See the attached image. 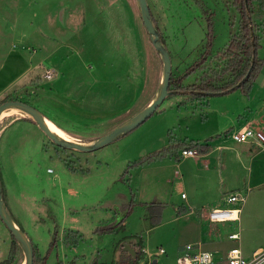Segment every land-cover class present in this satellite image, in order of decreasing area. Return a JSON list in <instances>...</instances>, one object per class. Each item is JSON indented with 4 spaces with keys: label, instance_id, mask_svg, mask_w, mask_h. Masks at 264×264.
Segmentation results:
<instances>
[{
    "label": "rangeland",
    "instance_id": "rangeland-1",
    "mask_svg": "<svg viewBox=\"0 0 264 264\" xmlns=\"http://www.w3.org/2000/svg\"><path fill=\"white\" fill-rule=\"evenodd\" d=\"M146 1L171 73L188 75L183 87L197 83L201 72L194 67L238 30L234 0ZM253 9L257 58L264 60V10L258 3ZM55 47L54 58L29 71ZM158 57L135 0H0V103L29 95L31 106L59 122L71 140L91 143L143 109L158 91ZM48 67L55 70L51 80L44 77ZM244 125L264 134V62L248 93L240 87L203 97L176 91L133 130L87 152L54 144L29 116L6 109L0 114L2 199L43 264H121L138 240L145 263L176 264L185 244L204 236L202 248L238 246L247 256L264 247V147L231 138ZM207 139L204 157L178 152V160L138 164L170 144ZM235 191L245 196L239 220L210 225L207 211ZM154 204L161 207L155 225ZM237 230L239 239L227 238ZM11 244L0 219V262ZM12 264H24L18 244Z\"/></svg>",
    "mask_w": 264,
    "mask_h": 264
},
{
    "label": "trees",
    "instance_id": "trees-1",
    "mask_svg": "<svg viewBox=\"0 0 264 264\" xmlns=\"http://www.w3.org/2000/svg\"><path fill=\"white\" fill-rule=\"evenodd\" d=\"M234 3L239 14L238 30L231 35L225 48L212 55L209 61H206L205 58L200 61V64H197L194 67L201 72L197 83L183 87L180 85V81L183 77L188 75L185 73L183 76L179 75L178 77H175L173 76V73H171L168 90L186 91L200 97L213 93H227L238 87L242 88V90L246 93L249 92L252 81L258 74L262 63L264 62V60L257 58V49L260 46V36L258 34L260 25L255 23L253 20V14L255 12L253 5L254 3H258L260 8L264 10V0H234ZM238 83L239 85H237ZM27 96L25 97L26 99L21 102L31 105L30 102H28L29 99H27ZM8 100L17 99L6 97L1 101V103ZM209 140L210 139H207V141L202 143L192 140L188 143L170 144L163 147L161 150L148 155L141 161H138V164H144L151 158H160L162 156H171L178 160V152H180L183 148H194L200 154L206 153L209 150ZM150 208H152L150 209V213L152 214L151 223L155 225L160 222L161 207L159 204H154ZM185 211L186 208L183 207L178 212L181 213ZM118 223L117 225L122 224V218L118 221ZM11 237L12 244L9 254L3 261L0 262V264L13 263L17 249V242L12 235ZM33 249V264H43L44 257L38 255L34 246ZM125 251L127 255L121 264H138L140 261H143L142 259L145 252L143 250L141 240H138L136 247H129V250L125 249Z\"/></svg>",
    "mask_w": 264,
    "mask_h": 264
},
{
    "label": "water",
    "instance_id": "water-1",
    "mask_svg": "<svg viewBox=\"0 0 264 264\" xmlns=\"http://www.w3.org/2000/svg\"><path fill=\"white\" fill-rule=\"evenodd\" d=\"M141 21L143 26L149 36L151 44L154 50L159 55L162 62V71L159 82V87L154 98L140 111H138L135 115H133L130 119L125 121L124 123L118 125L108 133L102 135L101 137L95 139L91 143H83L76 140L67 139L59 136L54 133L47 125L45 117L42 113L34 108L33 106L23 103L18 100H8L0 103V114L10 108L17 109L18 111L29 116L38 127L51 139V141L62 147L77 151H92L97 149L118 137L130 132L135 127H137L140 123H142L161 103V101L171 93L176 92V90H168L169 79L171 73V60L170 55L161 40V35L158 29L155 27L150 10L146 0H135ZM239 85V83L237 84ZM0 219L8 228L10 234L13 236L21 250L24 254V264H33L34 259V249L30 239L26 236V234L18 227L16 222L13 220L12 216L8 212L5 203L2 199V184L0 180Z\"/></svg>",
    "mask_w": 264,
    "mask_h": 264
},
{
    "label": "built area",
    "instance_id": "built-area-1",
    "mask_svg": "<svg viewBox=\"0 0 264 264\" xmlns=\"http://www.w3.org/2000/svg\"><path fill=\"white\" fill-rule=\"evenodd\" d=\"M53 70L46 69L44 77L52 78ZM236 142L258 143L264 147V134L259 130H253L249 126H243L233 130L230 134ZM182 157H195L199 153L194 148H183L180 151ZM48 172L51 170L48 169ZM184 197V194L181 195ZM245 201V196L239 191L230 192L223 197L220 204L207 211L205 217L210 225L231 223L239 220L241 205ZM229 225V224H228ZM228 239H238L239 231L227 233ZM163 249H159V254H163ZM152 258L145 263L152 264ZM176 264H264V247L255 249L250 256H245L238 246L230 247L226 250L202 248L200 242L186 243L176 257Z\"/></svg>",
    "mask_w": 264,
    "mask_h": 264
},
{
    "label": "crops",
    "instance_id": "crops-1",
    "mask_svg": "<svg viewBox=\"0 0 264 264\" xmlns=\"http://www.w3.org/2000/svg\"><path fill=\"white\" fill-rule=\"evenodd\" d=\"M68 13H70V12H68ZM154 23V22H153ZM155 25V24H154ZM155 27H156V25H155ZM157 28V27H156ZM7 29L8 28H6V31H7ZM159 31V30H158ZM59 48V47H58ZM57 47H55L54 49L53 48H51L50 50H47V51H45V55H44V57L43 58H40L39 60H38V63H36V64H34L33 66H31L30 68H29V71H32L33 72V70L36 68V66L38 67V68H41L43 65H44V61L45 60H48V59H52V58H54L55 57V55H57V52L59 51V49H58ZM158 63H159V65L161 64L160 63V60H159V57H158ZM157 65V63H154V65H151V66H149L148 67V69H155V66ZM158 66V65H157ZM53 67H55V66H53ZM53 67H51V68H46V69H51V70H53V71H55L54 70V68ZM45 69V70H46ZM44 70V71H45ZM161 71H162V68H161ZM52 78H50V80H51ZM49 80V79H48ZM54 84H55V82H53ZM52 84V83H51ZM54 84H52L53 85V89H54V91H56L57 92V90H56V88H55V85ZM152 100V99H151ZM150 100V101H151ZM149 101V102H150ZM45 115V116H44ZM43 116L45 117V119H48V120H50V121H52L53 123H54V125L56 126V127H59L60 129H62V126H61V124L59 123V122H57L56 120H54V119H52L50 116H48L47 114H43ZM244 126H246V125H244ZM241 127H243V126H239L238 128H236V129H234V130H237V129H239V128H241ZM63 130V129H62ZM253 144V143H252ZM257 145H259L258 143H256ZM207 153L208 152H206V153H199L198 155H200L201 157H204V156H206L207 155ZM191 207L192 206H187V208L188 209H191ZM240 214V213H239ZM199 215H200V217H202V213H199ZM16 224L18 225V227L22 230V228H21V226H20V224H18L17 222H16ZM221 225H225V226H230V225H228L227 223L226 224H221ZM231 232V231H230ZM201 233H203L204 234V232H201ZM202 234V235H203ZM200 235V234H199ZM202 235H200L201 237H203ZM204 239H203V241L202 240H200L199 242H201L200 243V245H203V243H205V238H206V236H204L203 237ZM239 239V238H238ZM198 243V242H197ZM202 247V246H201ZM222 247V246H221ZM220 247V245H217L215 248H208V249H218V250H224V249H222ZM257 248H263V246H256L253 250H251L250 252H247L246 254H247V256H250L251 255V253L255 250V249H257ZM226 250V249H225ZM243 252V251H242ZM244 254V253H243ZM157 263V261H156V259H154L153 261H152V264H156Z\"/></svg>",
    "mask_w": 264,
    "mask_h": 264
},
{
    "label": "bare ground",
    "instance_id": "bare-ground-1",
    "mask_svg": "<svg viewBox=\"0 0 264 264\" xmlns=\"http://www.w3.org/2000/svg\"><path fill=\"white\" fill-rule=\"evenodd\" d=\"M17 110V109H15ZM18 111V110H17ZM46 123L48 125V127L56 134H58L61 137L70 139L69 136L59 127H56L50 120L46 119Z\"/></svg>",
    "mask_w": 264,
    "mask_h": 264
}]
</instances>
